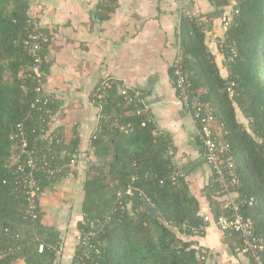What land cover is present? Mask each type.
<instances>
[{"label":"trees","instance_id":"obj_1","mask_svg":"<svg viewBox=\"0 0 264 264\" xmlns=\"http://www.w3.org/2000/svg\"><path fill=\"white\" fill-rule=\"evenodd\" d=\"M210 1L215 10L205 15V20L182 14V71L191 82L193 93L209 102L217 124L231 144L241 181L238 193L254 200L252 205L243 207L244 214L252 217L257 235L264 240V0ZM117 5L118 0H103L99 18L109 19ZM31 6L32 0H0V238L4 237L8 244L21 232L19 241L23 246L0 264H15L20 259L26 264H55L57 251L47 247L39 252L38 238L60 245L59 233L41 222V211L36 221L25 220L21 203L28 200L14 185L16 163H11L17 143L12 134L26 130L34 145L32 129L43 118L48 127L51 119L47 108L40 111L32 107L37 96L36 80L25 81L21 76L32 61L23 44ZM216 18H221L223 24L231 19L222 38L226 36V42L236 41L238 56L234 61L228 59L227 47L218 45L222 62L209 47ZM48 39L44 55L48 54ZM49 64L42 67L44 93L48 96L45 71ZM103 81L92 93L101 117L91 135L95 159L88 162L86 169L83 219L79 222L82 236L91 230L96 234L91 235V246L79 241L73 264H207L209 251L204 253L203 246L183 236L193 234L184 230L183 225H198L204 215L186 172L173 161L172 142L152 123L149 110L138 113L144 104L128 103L121 92V83L110 79L104 85ZM48 108L51 114L57 108L53 98ZM122 125L126 129H121ZM60 138L52 152L53 163L60 167L62 178L71 173L76 175L72 160H77L81 153L80 133L69 137L60 133ZM199 143L204 154L200 140ZM212 170L214 187L216 174ZM37 176L43 179V192L58 180H48L44 172ZM129 184L142 189L144 195L139 191L133 196L124 195L122 206L118 193L124 194ZM215 190L213 195L221 200H216L214 218L223 212L227 202V196ZM148 204L155 206L158 213H151ZM262 254L264 259V251Z\"/></svg>","mask_w":264,"mask_h":264},{"label":"crops","instance_id":"obj_2","mask_svg":"<svg viewBox=\"0 0 264 264\" xmlns=\"http://www.w3.org/2000/svg\"><path fill=\"white\" fill-rule=\"evenodd\" d=\"M102 2L32 0L31 9L37 3L44 6L39 19L49 38L45 91L57 105L49 128L67 137L75 132L81 136V153L72 163L78 174L55 180L39 200L41 222L60 236L57 264H73L81 235L85 180L81 174L88 162L95 159L90 141L101 110L92 93L102 79L115 80L121 88L125 84L141 92L152 123L172 142L173 161L186 172L190 189L200 201L201 214L213 215L216 200H221L213 195L216 186L213 187L212 167L205 160L197 126L172 75L182 47L183 12L205 20V15L215 10L211 1L118 0L115 12L107 20L99 18ZM221 20H214L209 36V47L218 58V45L225 30ZM183 236L209 251L207 264H253L241 252L236 236L214 223L200 234ZM15 264L26 262L20 259Z\"/></svg>","mask_w":264,"mask_h":264},{"label":"built area","instance_id":"obj_3","mask_svg":"<svg viewBox=\"0 0 264 264\" xmlns=\"http://www.w3.org/2000/svg\"><path fill=\"white\" fill-rule=\"evenodd\" d=\"M33 8L29 12L26 34L23 41L24 49L32 61L21 71V76L25 81L28 78L36 80L34 90L37 96L32 103V107L40 111L47 108L48 115L52 117L51 109L48 108L50 97L44 93V82L42 78L43 64L50 62L48 55L43 54L44 43L48 39V35L44 31L39 19L40 11L44 9V6L37 3ZM230 22L231 19L225 21L224 26L227 27ZM225 38L220 42V46L228 48V59L234 61L238 56L237 43L236 41L226 42ZM183 57V49L180 47L178 58L174 64L177 89L180 98L185 103L189 114L197 126L198 137L204 147L205 160L215 171L216 193L227 196L225 209L218 217L214 218L213 215L206 214L200 224H184L183 229L193 234H200L206 230L209 224L214 223L221 230L236 235L241 241L242 253L248 255L255 264H264L262 254L264 251V240L257 235L252 217L246 216L243 211V207L248 204L252 205L254 200L238 193L241 181L236 172L231 144L224 137L220 126L217 124V118L209 102L204 101L191 90V82L182 71ZM103 84L107 85L108 80H104ZM121 92L125 95L128 103H135L136 106L140 105V103L145 104L143 95L139 90L132 89L124 84ZM147 110L149 109L145 104L143 108H139L138 113ZM44 121H46L45 118L38 121L37 126L32 129L31 135L33 134L35 137L34 145L30 143V134L28 131L20 130L12 134V139L17 141L15 149L20 150L17 152V157L14 161L16 163L14 168V185L18 191L27 196L28 203L22 202L21 205L24 206L25 220L32 222L36 221L39 217V200L43 193V179L37 176V173L44 172L48 180L62 178L60 167L53 163L55 156L52 154L54 148L61 142L60 132L56 129L50 130L49 126L44 125ZM19 127L21 128L22 124H19ZM120 128L126 129L124 125L120 126ZM22 156H24V159ZM74 162L75 160H72V163ZM137 191L144 195L142 189L135 187L133 184H129L124 194L122 192L118 193L120 204L124 206L121 197H124V195L133 196ZM94 234L96 232L91 230L83 236L80 235L79 241L83 245L91 246V235ZM20 236L21 232H18L16 235L17 238L8 244L4 242V237L0 238V262L9 260L17 252L22 250L23 246L19 241ZM47 247L56 250L57 255L60 254L61 244L52 245L43 240L39 241V252H44ZM202 251L204 253L207 252L204 247ZM84 252L85 254L88 253L87 250H84ZM79 257L82 259V256L79 255Z\"/></svg>","mask_w":264,"mask_h":264},{"label":"water","instance_id":"obj_4","mask_svg":"<svg viewBox=\"0 0 264 264\" xmlns=\"http://www.w3.org/2000/svg\"><path fill=\"white\" fill-rule=\"evenodd\" d=\"M17 157V152L15 149H13L12 151V156H11V161L13 162V160H15V158ZM148 210L153 213L154 215L158 213V210L156 209L155 206L148 204L147 205Z\"/></svg>","mask_w":264,"mask_h":264},{"label":"rangeland","instance_id":"obj_5","mask_svg":"<svg viewBox=\"0 0 264 264\" xmlns=\"http://www.w3.org/2000/svg\"><path fill=\"white\" fill-rule=\"evenodd\" d=\"M231 8L232 7H229V8H227L228 9V11H231ZM212 37V39L213 40H216V37L215 36H211ZM210 41H211V38H210ZM221 52V51H220ZM219 59H220V61L222 62L223 61V56H222V52H221V55L219 56ZM16 159V158H15ZM15 160H13V162H14ZM11 163H12V161H11ZM87 165V164H86ZM86 169L87 168H83V170H82V174H81V176H83V178L85 179L86 178ZM82 181V180H81ZM84 185V184H83ZM81 187H83V186H81L80 185V188ZM45 193V192H44ZM44 193H42V195H41V197L44 195ZM24 227V226H23ZM39 239V238H38Z\"/></svg>","mask_w":264,"mask_h":264}]
</instances>
